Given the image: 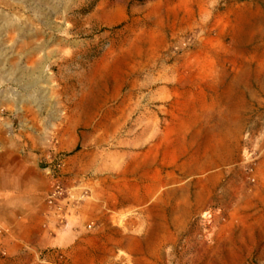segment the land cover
<instances>
[{"label":"rangeland","instance_id":"obj_1","mask_svg":"<svg viewBox=\"0 0 264 264\" xmlns=\"http://www.w3.org/2000/svg\"><path fill=\"white\" fill-rule=\"evenodd\" d=\"M94 102L96 191L50 171L67 193L36 227L59 245L0 264H264V0H0V136L44 139L53 110Z\"/></svg>","mask_w":264,"mask_h":264},{"label":"crops","instance_id":"obj_2","mask_svg":"<svg viewBox=\"0 0 264 264\" xmlns=\"http://www.w3.org/2000/svg\"><path fill=\"white\" fill-rule=\"evenodd\" d=\"M156 72L157 76L152 75L149 78L150 89L144 95L150 110L155 107L160 109L161 101L166 97L163 93L164 86L161 85V70ZM109 107L110 112L117 110L115 105ZM62 109L53 110L54 115L43 122L46 130L44 139L17 140L0 136V228L4 231L0 236V250L19 247L21 242L39 247L59 245L58 239H49L36 227L38 223L52 216L46 200L53 190L54 179L50 171L58 154L65 156L62 168L63 179L68 187L74 189V197L82 192L81 188L84 186L96 191L95 183H86L84 178L88 174L101 175L102 162L94 154L80 149L86 137V132L82 130L86 127V123H93L94 120L87 121V117L80 114L100 113L102 104L79 103L67 105L64 110ZM61 112H69L72 116L63 120L55 115ZM114 121L117 122V118ZM151 123H154L153 127L156 126L159 133L156 145L157 159L154 161L159 165L161 164L160 122L158 119L156 121L153 119ZM81 204L100 203L86 200ZM81 210L82 206L69 207L67 216L80 224ZM69 224H73V221L71 220ZM19 226H25L27 229L28 235L25 240L20 241L15 236ZM12 238L17 242H12Z\"/></svg>","mask_w":264,"mask_h":264},{"label":"built area","instance_id":"obj_3","mask_svg":"<svg viewBox=\"0 0 264 264\" xmlns=\"http://www.w3.org/2000/svg\"><path fill=\"white\" fill-rule=\"evenodd\" d=\"M64 163V159L63 156H59L55 159V161L53 162V165L51 167V172L52 173H56L59 171V169L62 168ZM67 193V189L62 187L60 184H57L55 189L51 192L50 196H49V202L50 204H58V202L64 198V194Z\"/></svg>","mask_w":264,"mask_h":264}]
</instances>
